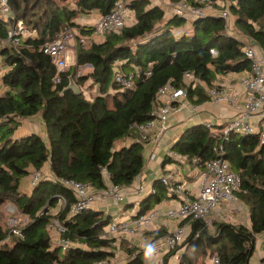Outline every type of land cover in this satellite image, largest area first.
I'll return each mask as SVG.
<instances>
[{"label":"trees","instance_id":"obj_1","mask_svg":"<svg viewBox=\"0 0 264 264\" xmlns=\"http://www.w3.org/2000/svg\"><path fill=\"white\" fill-rule=\"evenodd\" d=\"M116 1L8 0L15 19L32 27L16 46L5 40L11 20L0 16V40L4 41L0 58L7 67L0 75V84L5 87L0 94V206L10 202L28 218L21 234L13 235L11 246L4 243L9 226L6 231L0 225V264H93L114 258L117 250L127 256L123 264H143V248L122 238L103 237L110 217L101 211L85 209L67 217L76 198L61 179L89 183L94 188H103L107 181L128 186L144 166L145 143L137 126L155 118L154 110L162 104L155 100L160 87L167 83L186 87V100L199 105L211 99L205 87H219V76L248 74L251 70L243 41L225 32L223 19L205 16L189 20L168 14L156 1L123 0L126 12H133L134 19L94 41L93 23L76 20L92 12L105 15ZM224 1L235 16V30L264 57V0ZM183 27L189 30L174 33ZM65 28L76 31L75 58L58 71L41 47ZM85 39L90 40L87 46L82 43ZM149 63L150 74L145 75L143 70ZM85 66L90 71L77 77L76 71ZM134 69L140 74L132 87L115 82L116 72L127 74ZM185 72H191L204 85L186 84ZM69 76L79 86V94L71 89L63 91ZM88 79H92L93 89L98 86L92 99L82 91ZM36 115L41 117L44 137L36 132L15 135L23 120ZM224 125H189L171 144L170 152L202 167L216 156L214 148L221 145L222 157L241 181L237 196L246 207V223L219 221L212 234L203 222L192 221L178 264H203L194 252L200 249L209 256L217 253L219 264H258L261 260L254 252L257 236L264 233V143L260 144L256 133L229 132L224 139ZM127 138L128 144L124 142ZM173 161L166 153L162 166ZM47 166L51 177L43 175L29 192L19 189L22 178ZM102 169L109 173L108 179ZM152 188L154 192L140 200L138 215L168 196L159 178ZM62 198L65 207L53 215L51 208ZM54 217L65 227L61 237L70 242L65 249L52 244L48 225ZM116 240L118 246L113 244Z\"/></svg>","mask_w":264,"mask_h":264},{"label":"built area","instance_id":"obj_2","mask_svg":"<svg viewBox=\"0 0 264 264\" xmlns=\"http://www.w3.org/2000/svg\"><path fill=\"white\" fill-rule=\"evenodd\" d=\"M160 2V0H158ZM194 4H191L189 0H167L165 6L168 14H175L183 16L189 20L194 18H200L205 16H216L223 19L225 24V32L233 35L231 31L233 16L227 7L222 9L216 8L214 5H220L225 2L224 0H191ZM225 3L228 2L226 1ZM221 6V5H220ZM0 16L7 19L9 25L7 27L6 42L16 46L20 43L24 35L28 34L26 27L22 24L21 20L15 19V13L11 9L8 0H0ZM128 20L127 12L125 10V2L118 0L115 2L111 11L105 15L98 17L93 23L94 33L102 36L104 33L121 28ZM75 29L65 28L56 37L41 47L43 53L51 57V61L56 66L58 71L64 70L68 66L69 58L67 50L70 47V42L75 41ZM235 36V35H234ZM236 37V36H235ZM240 39L239 37H236ZM243 41L244 55L251 62V70L248 74H238V81L243 87V91L239 94L238 90H233V95H226V89L221 88L222 85L215 88H206L207 94L214 102L227 101L235 108V114L225 121L223 135L226 138L229 132L238 133L241 135H247L256 133L259 137L260 144L264 143V57L263 54L258 52L252 43L247 38L240 39ZM211 54H216L214 49H210ZM151 63L143 70L145 75L150 74ZM81 69H78L76 76L82 75ZM140 74L139 69L129 71L127 74H120L116 72L115 82L122 87H132L133 79ZM186 84L194 86L196 84L204 85L200 80L193 77L191 72H185L183 75ZM55 81H59L58 77H55ZM217 88V89H216ZM86 88H82L84 94H86ZM240 97V102L237 104L236 99ZM165 99V100H162ZM187 88L186 87H174L167 83L160 87L156 94L155 100L164 101L162 104H158L154 110L155 118L147 122L144 125H138L140 139L144 142H150L159 138L160 134L166 129L167 119L173 110L172 103H177L176 106L182 107L188 104ZM160 101V102H161ZM159 102V103H160ZM195 109V108H193ZM206 126L216 125L212 121H203ZM157 128V132H152V129ZM215 157L205 162L202 167H197L196 175H198V183L196 191L192 194L183 182H177L172 179L170 172L163 173L159 180L165 187L167 195L176 198L178 206L176 208H169L165 217L169 219H180L185 221L183 225L178 224L173 230L163 234L161 238L155 241L163 247L162 255L153 259V254L146 255L148 251L146 248L143 252V264H171L168 259L176 261L178 264L180 256H178L176 247L181 244L186 235V228L194 220L203 222L204 227L208 225L210 216L214 215V212L220 208L228 209L227 212L237 211L238 213H245V206L239 200L237 192L240 191L241 181L239 175L231 169L229 162L222 157L223 148L220 146L215 147ZM171 156H176L179 159L181 155L171 151H168ZM106 179H108L109 173L102 169ZM42 177L40 170H33L30 173V186H34ZM61 182L70 188L75 195L76 201L70 207L67 217L85 210L93 209L97 204V199L104 200L110 198L114 204H117L123 199V186L115 185L109 181L105 183L103 188H94L96 193L90 191L92 187L89 183H82L72 179H61ZM150 192H154L151 187L148 191H145L144 185L140 184L137 187V194L144 195ZM61 208L65 207V199H60ZM159 216L158 210L152 208L151 210L143 213L136 214L130 219H123L112 221L108 224V228L104 230V238H112L117 234L121 237L136 236L139 232L148 230L152 227L153 221ZM6 223L10 228L11 235H20L21 227L20 221L13 216H8ZM54 228L55 233L58 235L59 245L62 249H65L70 245V242L61 237L65 232V227L58 219L54 218L50 221L48 229ZM261 241L264 242V235H262ZM259 240V236L257 237ZM113 244H115L113 242ZM148 249L150 247H147ZM256 252V251H255ZM254 252V253H255ZM261 259L258 264H264V259ZM258 259V260H259ZM152 260V262H150ZM93 264H111L108 260L95 261ZM208 264H219V256L217 253H211L209 256Z\"/></svg>","mask_w":264,"mask_h":264},{"label":"crops","instance_id":"obj_3","mask_svg":"<svg viewBox=\"0 0 264 264\" xmlns=\"http://www.w3.org/2000/svg\"><path fill=\"white\" fill-rule=\"evenodd\" d=\"M87 18H90L93 23L96 19L100 16L96 12H92L88 15H84ZM82 20V19H81ZM133 20V18H132ZM128 21L130 22L131 19L128 17ZM82 24V23H81ZM102 39L101 36L94 35V41H100ZM73 49H75L74 45H70L67 52L72 51L73 53L68 54L69 61L71 63L74 62V52ZM83 68H88V66H85ZM243 75H246V73H243ZM219 81L217 82L219 85H222L221 88L226 89V95H233V88L235 90H238V93L240 94L243 91V87L238 81V74H227L224 76H219ZM207 87H205L206 89ZM240 97L236 99V103L239 104ZM162 100H165L162 98ZM164 103V101H161ZM173 105V103H172ZM174 108L171 111L167 123H166V129L160 134L159 138L156 140H152L150 142L145 143L146 146L144 152H143V158H144V166L141 172L133 179V181L128 185L124 186L123 188V199L119 201L117 204H114L110 198H105L104 200L97 199V204L93 209H96L98 211H101L104 216L110 217V222L117 221V220H125L130 219L134 215L138 213L139 209V202L140 200L146 195H138L137 194V187L138 185L142 184L145 187V191H148L149 188L152 187V184L155 179L159 178L163 173L170 172L172 175V179L177 182H183L186 187L189 189V191L194 194L196 191L197 183H198V175H196V170L198 169L197 165L193 164L194 173H190L188 175L182 174V169L184 166L191 165L187 162H183L185 157L182 156L184 159H179L176 156H172L176 161H173L172 163L166 164L162 166V159L166 153L170 150L171 144L178 138L182 130H184L185 127L196 124V123H203V121H212L214 124L218 123H225V121L232 117L235 114V108L233 105L228 103L227 101H217L214 102L212 99L209 101H206L204 103H201L199 105H193L190 102H188L187 105L178 107L176 105H173ZM195 108V109H193ZM34 117H31L26 119V122L33 121ZM24 120L22 121V123ZM21 123V125H22ZM20 125V126H21ZM19 126V127H20ZM18 127V128H19ZM157 128L152 129V132H157ZM17 132V131H16ZM36 132L40 134L42 137L45 136L44 128L41 123L39 127H33V126H26L22 125L21 128L18 130L19 136L26 135L28 133ZM125 143L128 144L129 139L127 138ZM120 145V144H119ZM183 164V165H182ZM197 166V167H196ZM42 176H49L51 177V174L48 170V166L44 167L42 170ZM28 178V177H27ZM26 184V186L24 185ZM30 181L27 179L25 182H23L22 187H19L20 190L29 192L31 189V186L27 187ZM96 189V188H95ZM94 187H90V191L93 193H96V190ZM178 206V202L176 198L170 197L169 195L161 201L158 205L154 206L153 208H156L158 210L159 216L153 221L152 227L148 230L139 232L136 236H126L121 237L122 239H125L129 241L131 244H134L136 246H139L142 249V251L147 247H150L153 249L151 253L153 254V259L158 258L163 253V247H161L155 240L162 237L163 234L167 233L170 230H173L178 224H180L182 221L180 219H169L165 217V213L169 208H176ZM245 206V205H244ZM61 208V201L59 200L58 204L51 208V211L54 209H60ZM228 209L220 208L218 211L214 212L215 217L223 216L227 212ZM244 219L246 221V207H245V213ZM109 222V223H110ZM185 223L182 222V225ZM108 228V225L105 227L104 230ZM190 225L186 228V231L189 232ZM187 232V234H188ZM263 234L259 235L258 245H256L255 249V255L258 256V258L263 252L262 247H264V242L261 241V238ZM112 237L119 238L120 235H113ZM258 237V236H257ZM120 238V239H121ZM114 246H118V241H115ZM183 247L180 249L182 252L176 251L178 256H181L183 253ZM185 249V248H184ZM179 250V249H177ZM126 254L123 253V251H116L115 257L108 260L111 264H123L126 261ZM142 260H143V252H142ZM152 260L150 262H152ZM168 262L171 264H175L176 261H172V259H168Z\"/></svg>","mask_w":264,"mask_h":264},{"label":"rangeland","instance_id":"obj_4","mask_svg":"<svg viewBox=\"0 0 264 264\" xmlns=\"http://www.w3.org/2000/svg\"><path fill=\"white\" fill-rule=\"evenodd\" d=\"M62 1L65 2L66 0H62ZM127 1H129V0H125V2H127ZM150 1H151V3H155V1L158 2L159 5H161L163 8H165L167 10V8L165 6V2L167 0H160V2L157 1V0H150ZM220 5L221 6H218V8L222 9L223 6H226L227 5V3L222 2V3H220ZM33 17H35V16H33ZM127 17H129L131 19V21H132V18L134 19L133 12H130V11L127 12ZM76 21L79 22V23H82V24H92L93 23V21L90 18H87L85 16H79V18ZM22 24L26 27L27 31H30L32 29V27H30L29 25H27V23H23L22 22ZM187 24L189 25L188 21H187ZM232 27H233V30L231 31V33H233V35H235L236 37H239L240 39L246 38L244 35L240 34V32H238V31L235 30V16H233V19H232ZM183 29H187V31L189 30L188 27H183V28H180V29H174L173 31H174V33H177L179 31H182ZM89 42H90V40H88V39L82 40V43L85 46H87L89 44ZM70 44L75 46V41L74 42L71 41ZM2 45H4V41L0 40V47ZM73 51H75V49H73ZM67 53L71 54L73 52L70 51V52H67ZM71 64L72 63L69 61L68 62V66L71 65ZM4 67L5 66L3 65L2 59L0 58V75L4 71H6L7 67H5V68ZM2 68H4V69H2ZM88 69L89 68H83V69H81L82 75L83 74H87V72L90 71ZM92 84H93L92 83V79H88V81L86 83H84V85H83L86 88V90H85L86 91V94H84V96L87 97L88 99H90V98L92 99L96 95V93L98 92L97 91V87L98 86L95 85L96 88L93 89ZM1 85L2 84H0V94H2L4 92V90H5V87H2ZM90 86L92 87V89L89 88ZM23 124L26 125V126H29V127L30 126H33L34 128L35 127L37 128V127H39L41 125V117H40V115H36L33 118V121L26 122V120H24V122L22 123V125ZM21 126L18 128V130L21 128ZM18 130L15 133V135H17L19 137ZM145 148H146V146L144 145V150H145ZM144 150H143V152H144ZM183 162L189 163L186 159H184ZM189 164L191 165V167H189V165H186L183 168H181L182 169L181 172H182L183 175H188L190 173H192V174L194 173V168H193L194 166H193V164H191V163H189ZM44 175H45V172H44ZM190 176H192V175L190 174ZM27 177L22 178V180L20 182V187H22L23 182H25L27 179H29V181H30V176L28 175ZM24 185L26 186V184H24ZM27 187L29 189V187H30L29 184L27 185ZM57 211H58V209L57 210L56 209L52 210V214L54 215ZM8 216L16 217L20 221V224L23 225V226L28 221L27 216L21 214L20 211L17 209V207L14 204H12L10 202L9 203H4L2 206H0V225H2L3 229L6 230V231L8 230V226H7V223H6V219H7ZM244 217H245L244 214L238 213L237 211L226 212L225 215H223L221 217L220 216H218V217L210 216V221L208 222V225H206L205 227L207 228V230H208L209 233L214 234L215 233V223L216 222L222 221V222L232 223V224L246 223ZM187 232L188 231H186L185 238L187 236ZM188 234H189V232H188ZM49 235H50L52 244L53 245H58L59 244V239H58V235L54 231V228H52L51 230H49ZM12 240H13V235L9 234L6 237V240H4V243L7 246H11L12 243H13ZM256 245H258V242H257ZM184 246H185L184 243H181V244H179L176 247V249H179L180 250L183 247L182 250L184 251L185 250L184 249ZM260 249L263 250V252L261 253V255L264 256V247H262ZM194 252H196L195 253L196 260L198 259L199 262L202 261L203 264H208V261H209L208 257H209V254H210L209 252H205V251H203V249L196 250ZM253 261H255L254 257H252V262Z\"/></svg>","mask_w":264,"mask_h":264},{"label":"water","instance_id":"obj_5","mask_svg":"<svg viewBox=\"0 0 264 264\" xmlns=\"http://www.w3.org/2000/svg\"><path fill=\"white\" fill-rule=\"evenodd\" d=\"M68 89L73 90L76 94H79L81 92L79 86L76 84V82H75V80L73 79L72 76H69V83L63 89V91L68 90Z\"/></svg>","mask_w":264,"mask_h":264},{"label":"clouds","instance_id":"obj_6","mask_svg":"<svg viewBox=\"0 0 264 264\" xmlns=\"http://www.w3.org/2000/svg\"><path fill=\"white\" fill-rule=\"evenodd\" d=\"M152 251H153V249L152 248H149L148 251L146 252V255H150Z\"/></svg>","mask_w":264,"mask_h":264}]
</instances>
